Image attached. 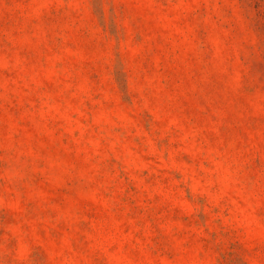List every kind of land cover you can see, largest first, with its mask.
<instances>
[{"label":"rangeland","instance_id":"obj_1","mask_svg":"<svg viewBox=\"0 0 264 264\" xmlns=\"http://www.w3.org/2000/svg\"><path fill=\"white\" fill-rule=\"evenodd\" d=\"M0 264H264V0H0Z\"/></svg>","mask_w":264,"mask_h":264}]
</instances>
